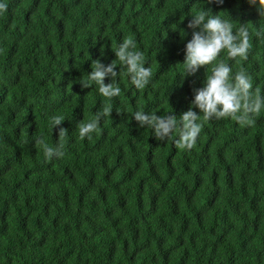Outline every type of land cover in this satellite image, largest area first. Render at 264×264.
Returning a JSON list of instances; mask_svg holds the SVG:
<instances>
[{
	"label": "trees",
	"instance_id": "obj_1",
	"mask_svg": "<svg viewBox=\"0 0 264 264\" xmlns=\"http://www.w3.org/2000/svg\"><path fill=\"white\" fill-rule=\"evenodd\" d=\"M0 264H264V111L250 125L203 120L191 149L140 127L139 110L192 107L211 65L185 75L192 14L248 27L247 60L222 51L264 96V17L249 0H0ZM261 32L260 36L256 33ZM131 37L152 68L138 90L117 61L121 94L81 86L92 62L116 60ZM112 81L106 77L105 83ZM105 103L91 139L77 125ZM199 113V109L195 108ZM120 111V112H118ZM45 158L38 137L59 143Z\"/></svg>",
	"mask_w": 264,
	"mask_h": 264
},
{
	"label": "clouds",
	"instance_id": "obj_2",
	"mask_svg": "<svg viewBox=\"0 0 264 264\" xmlns=\"http://www.w3.org/2000/svg\"><path fill=\"white\" fill-rule=\"evenodd\" d=\"M222 3L223 0H217ZM251 5H256L261 17H264V0H249ZM7 10V4L0 3V13ZM188 27L192 28V39L186 44L184 65L185 75H194L201 67L211 65L210 73L206 75L203 87L194 88V99L187 111L179 115V120L174 113L157 115V111L147 113L139 110L133 114L140 127H150L154 130L157 140H166L179 129V138L175 140L176 146L183 149H191L195 146L197 138L202 130L201 114L203 120L227 119L238 121L241 125L252 124L253 117L259 116L264 111V96L257 87L254 89L252 77L241 69L234 75L232 68L223 60L218 61L222 51H227L231 59L242 58L247 60L252 47L250 33L245 24L234 30V25L223 19L220 15H214L211 10H201L191 15ZM262 33L257 32L260 36ZM116 60L104 65L100 60L92 62V71L87 77L81 78V86L90 88L93 84L98 87L99 93L108 99L118 97L121 94L120 87L115 83L119 73L116 71L117 61L124 66L131 78L132 84L143 90L152 78V68L146 67L144 53L137 50L135 41L124 37L118 47H114ZM111 76L112 81L105 83L106 77ZM198 108L199 113L194 109ZM113 106L105 103L94 119L80 122L77 125L80 139H91L93 132L99 131V122L102 117L111 116ZM120 112V111H118ZM64 116L52 117L51 125L58 130L59 143L56 147L49 146L46 139L38 137L37 146L42 147L46 159L54 156L63 157V141L67 135V129L62 125Z\"/></svg>",
	"mask_w": 264,
	"mask_h": 264
}]
</instances>
